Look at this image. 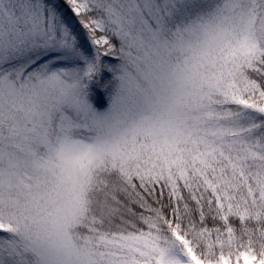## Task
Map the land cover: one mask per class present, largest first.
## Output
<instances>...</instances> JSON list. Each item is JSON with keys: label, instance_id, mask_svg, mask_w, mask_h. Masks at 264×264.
I'll return each instance as SVG.
<instances>
[{"label": "snow or ice", "instance_id": "6c2138e0", "mask_svg": "<svg viewBox=\"0 0 264 264\" xmlns=\"http://www.w3.org/2000/svg\"><path fill=\"white\" fill-rule=\"evenodd\" d=\"M0 264H264V0H0Z\"/></svg>", "mask_w": 264, "mask_h": 264}]
</instances>
